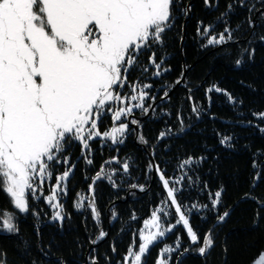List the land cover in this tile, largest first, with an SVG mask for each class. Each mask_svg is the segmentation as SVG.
Wrapping results in <instances>:
<instances>
[{
  "label": "trees",
  "instance_id": "obj_1",
  "mask_svg": "<svg viewBox=\"0 0 264 264\" xmlns=\"http://www.w3.org/2000/svg\"><path fill=\"white\" fill-rule=\"evenodd\" d=\"M242 2L245 7L240 6ZM182 3L191 5V12L187 17L178 16L176 27L168 36L169 47L159 49L166 62L164 67L172 70L156 77L155 69L142 63L129 78V87L152 85L145 89L154 98L144 101L148 113L137 108L127 116V123L132 119L139 123L129 124L123 144L102 139L93 142L92 165L81 158L79 147H73L69 165L61 166L56 173L60 175L71 164L76 165L67 182L68 191L59 201L65 218L53 220L57 209L45 199L55 187L53 179H47L37 196L30 198L28 214L15 210L0 191V210L14 213V223L20 230L17 242L16 235L0 229V251L7 252L9 264H91L93 258L98 264H123L126 250L139 243L144 221L153 211L168 206L155 166L172 181L185 176L176 186L183 192L190 224L200 234L213 230L216 245L206 257H201L190 245L186 230L180 227L150 249L147 264H154L158 251L165 246L175 248L177 236L182 247L170 254V264H253L264 252V208L259 204L264 201V179L256 180L257 174H264V133L258 130L264 127V120L258 118L264 113V17L260 15L264 3L209 0L207 7L204 0ZM229 4L233 5L231 11ZM250 8L255 10L249 12ZM249 18L254 27L249 26ZM198 26L201 31L209 27V35H198ZM225 27L231 29L233 40L208 45L207 40L218 37ZM253 49L254 54L250 55ZM145 60L146 56H141V61ZM237 60H241L239 66ZM177 79H181L179 85L175 83ZM213 86L224 91L208 92ZM132 103L129 101V106ZM193 108L198 111L193 112ZM112 126L110 119L105 118L102 130ZM161 132L166 133L163 138L159 136ZM224 137L232 139L222 145L220 140ZM188 158L192 164L182 168ZM125 163L129 165L127 171L123 168ZM102 166L101 179L94 185L100 213L97 219L89 207L93 196L89 185ZM254 183L258 184L255 188ZM220 188L226 191L222 206L216 211L210 206L211 196ZM248 194L257 202L244 200ZM81 195L87 197L85 207L77 209L75 204ZM192 204L198 210L191 209ZM226 210L231 212L230 217L218 224L214 217ZM175 219L168 216L167 225L175 223ZM101 231L108 233L103 240L98 239ZM25 240L27 249L23 246ZM184 248L190 251L185 253Z\"/></svg>",
  "mask_w": 264,
  "mask_h": 264
},
{
  "label": "snow or ice",
  "instance_id": "obj_2",
  "mask_svg": "<svg viewBox=\"0 0 264 264\" xmlns=\"http://www.w3.org/2000/svg\"><path fill=\"white\" fill-rule=\"evenodd\" d=\"M204 3L210 6L209 0ZM240 6L246 5L242 2ZM227 8L231 11L233 5ZM254 10L248 9L249 12ZM190 12L191 5H184L182 0H0V191L9 198L15 210L30 213V198L37 196L47 179H53L55 187L45 199L57 209L53 220L65 218L58 197L67 193V182L76 165L71 164L60 175L55 173L56 166L69 165L73 147H79L81 158L92 165L93 141L102 138L113 144L125 142L122 137L130 130L129 124L139 121L132 119L125 123L122 117L130 116L137 108L147 114L144 101L154 98L144 90L152 88L151 84H133L130 100L134 103L129 106V97L121 90L127 87L129 78L142 63L151 65L156 77L172 70L164 67L166 62L159 49L169 47L168 36L176 27L178 16L187 17ZM260 15L264 17V11ZM248 23L250 27L255 26L251 18ZM209 32V27L201 31L198 26V35L208 36ZM232 40L231 29L225 27L218 37L209 38L207 44L220 45ZM141 56H146V60L142 62ZM235 63L239 66L241 60ZM175 83L179 85L181 79ZM207 91L224 90L213 86ZM225 94L232 99L226 91ZM164 96H168L167 91ZM118 104L123 106L115 107ZM197 111L193 108V112ZM105 118L113 123L110 130H102ZM258 118L264 120V113ZM258 130L264 133V127ZM165 135L164 132L159 134L161 138ZM231 139L224 137L220 143L224 145ZM190 164L192 159L188 158L181 167ZM155 167L166 192L168 207L174 212L158 208L151 213V219L144 221V229L138 234V245L129 247L122 257L123 264H147L150 246L159 243V238L166 233L175 234L180 227L186 230L189 243L199 256L206 257L216 245L214 232L209 229L200 234L191 226L183 204V192L176 186L185 176L172 181L159 166ZM123 168L127 171L129 165L125 163ZM102 171L103 166L89 185V191L93 192L89 207L97 219L100 213L95 204L94 185L101 179ZM261 179L264 174H257L256 180ZM256 186L258 184L254 183L253 188ZM140 189L143 191V186ZM225 191L220 188L212 194L210 206L213 210L218 211L222 206ZM86 199L81 195L75 207H85ZM243 199L257 202L251 194ZM259 204L264 208V201ZM191 209H197V205L192 204ZM165 215L175 216V223L163 226L162 216ZM230 215L226 210L214 219L223 224ZM256 216L260 217L259 211ZM153 228L156 231H151ZM0 229L16 235L19 242L20 230L14 223V213L0 210ZM107 235L101 231L98 239L103 240ZM23 246L27 249L28 241L25 240ZM181 247L180 236H177L175 248L165 246L159 250L154 264H170L171 257L165 254ZM183 251L187 253L190 249ZM0 264H9L6 251H0ZM91 264H98V261L93 258ZM253 264H264V252Z\"/></svg>",
  "mask_w": 264,
  "mask_h": 264
},
{
  "label": "rangeland",
  "instance_id": "obj_3",
  "mask_svg": "<svg viewBox=\"0 0 264 264\" xmlns=\"http://www.w3.org/2000/svg\"><path fill=\"white\" fill-rule=\"evenodd\" d=\"M128 87V89H122L121 90V92H126L124 95L125 96H128L129 97V101L130 102H132L131 100H130V94L132 93V87H129V86H127ZM145 90V89H144ZM146 91V90H145ZM121 106H123V105H115V107H121ZM131 106V105H130ZM126 120H127V117H122V121L123 122H125V123H127L126 122ZM123 138V137H122ZM100 139H102V138H100ZM100 139H98V140H100ZM102 140H104V139H102ZM97 141V140H96ZM104 141H106V142H108V143H110L111 141L110 140H104ZM93 142H95V141H93ZM93 142H92V144H93ZM112 143V142H111ZM61 166L63 167V166H65V165H57L56 166V169H55V173H58L60 170V168H61ZM67 166V165H66ZM56 175H58V174H56ZM50 180V179H49ZM63 195L64 194H61L59 197H58V201H60L62 198H63ZM48 203V202H47ZM54 203H55V201H54ZM49 204V203H48ZM164 209L165 208H168L167 210L165 209V212H168V213H171L172 212V208H170V207H168V206H166V207H163ZM18 211V210H17ZM21 214H28V213H21ZM168 216H171V215H165V216H162V223H163V226H165V227H167L168 225H167V222H166V219H167V217ZM151 219V216L147 219V220H150ZM58 221H62V220H58ZM142 229H144V223H143V227H142ZM141 229V230H142ZM145 231V235H147L148 234V230H144ZM151 231H156V229H151ZM170 233H166V235L164 236V237H160L159 238V242H161V241H163V238H165L167 235H169ZM153 246H150V249L152 248ZM170 254L171 253H168V254H165L166 255V257H170Z\"/></svg>",
  "mask_w": 264,
  "mask_h": 264
}]
</instances>
